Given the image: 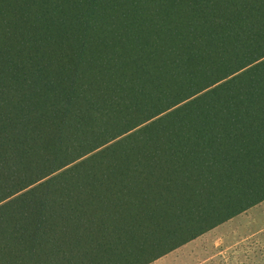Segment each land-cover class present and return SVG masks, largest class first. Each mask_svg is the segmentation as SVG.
Instances as JSON below:
<instances>
[{
  "label": "trees",
  "instance_id": "trees-1",
  "mask_svg": "<svg viewBox=\"0 0 264 264\" xmlns=\"http://www.w3.org/2000/svg\"><path fill=\"white\" fill-rule=\"evenodd\" d=\"M264 200V0H0V264H149Z\"/></svg>",
  "mask_w": 264,
  "mask_h": 264
},
{
  "label": "rangeland",
  "instance_id": "rangeland-1",
  "mask_svg": "<svg viewBox=\"0 0 264 264\" xmlns=\"http://www.w3.org/2000/svg\"><path fill=\"white\" fill-rule=\"evenodd\" d=\"M235 229L233 236L222 242V253L213 252L207 237L202 236L149 264H264V227Z\"/></svg>",
  "mask_w": 264,
  "mask_h": 264
},
{
  "label": "crops",
  "instance_id": "crops-1",
  "mask_svg": "<svg viewBox=\"0 0 264 264\" xmlns=\"http://www.w3.org/2000/svg\"><path fill=\"white\" fill-rule=\"evenodd\" d=\"M235 227H264V200L249 208L245 212L236 215L224 223L212 228L192 241L197 240L202 236H206L209 246L212 248L213 252L216 251L222 253V249L225 247L222 245V242H225L228 237L233 236L234 231H237ZM190 242L180 246L179 248L186 246Z\"/></svg>",
  "mask_w": 264,
  "mask_h": 264
}]
</instances>
